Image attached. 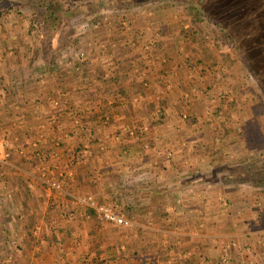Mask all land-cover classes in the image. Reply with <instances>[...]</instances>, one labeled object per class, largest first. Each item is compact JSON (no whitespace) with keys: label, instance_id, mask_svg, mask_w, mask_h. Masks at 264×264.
<instances>
[{"label":"crops","instance_id":"crops-1","mask_svg":"<svg viewBox=\"0 0 264 264\" xmlns=\"http://www.w3.org/2000/svg\"><path fill=\"white\" fill-rule=\"evenodd\" d=\"M175 9L162 13L167 25ZM136 38H86L84 63L69 56L66 66L60 55L51 64L60 75L48 59L0 54V134L11 151L0 163V203L14 213L6 236L24 250L12 264H264V224L246 221L255 188L240 185L230 163L238 153L226 146L239 138L207 136L204 118H181L203 84L173 71L160 79L153 60L136 65ZM163 54L164 71L177 56L194 61ZM116 72L128 99L101 89ZM52 174L62 191L45 185ZM87 197L117 204L135 225L100 220Z\"/></svg>","mask_w":264,"mask_h":264},{"label":"rangeland","instance_id":"rangeland-1","mask_svg":"<svg viewBox=\"0 0 264 264\" xmlns=\"http://www.w3.org/2000/svg\"><path fill=\"white\" fill-rule=\"evenodd\" d=\"M39 1L40 0H0V54H14L18 57L27 55L33 57L35 61H38L40 57L39 44L42 42L41 40H43L42 34L44 28L40 27V24L37 23L38 20L34 15L33 3ZM101 4L103 9H100L96 14L94 13L86 16L82 13L74 15L69 19L68 22L72 24L73 30L66 35V48L61 56H71L74 54V51L77 52L80 50L85 53L84 63L87 59V48L84 47L82 43L86 38L90 42L95 41L97 44V38L106 39V43L109 41L112 43V40H114L115 43V39L118 40L121 35L124 36L126 33H131L133 36H137V38L140 37L139 39H141V41L146 42L145 47H147L145 48L143 45L142 48L147 49L148 45H150V41L162 42L164 45L163 53L171 58L180 54L179 56L182 57L183 55L186 59L188 58L186 54L193 52L198 54L199 51L205 49L209 39L212 40L215 35H219L218 27L211 22L207 23V28L203 26L205 29L196 30L198 43L196 44L197 49H195L189 40L184 41L181 39L180 24L175 21L178 19L177 16H175V19L171 17V24L169 23V25H167L165 19L166 15L162 14L164 11L171 8L172 10L176 8L172 14H177V10L181 9V5L171 6V4H167L165 6L156 5L148 7L139 5L113 8L109 4H106V2ZM19 18L22 19L21 24L15 21V19ZM12 21H15L16 24ZM96 24H98L97 27L94 26ZM29 25L35 26L32 32L28 31ZM188 27L189 23L185 22L183 28ZM157 28L159 30H157ZM120 32H122L121 35H118ZM220 40L221 43H223V40L226 42L227 39L222 34ZM2 43L4 45H2ZM25 43L30 44L31 50L29 54L27 53ZM186 48L188 50H185ZM99 54H101V51H99ZM220 54L221 57L218 62H211L209 66L203 67L202 69H200L194 61L189 64L182 58L178 59V56L174 64L175 68H172V70L170 68V70L166 69V71L163 72V70H160L161 64L158 63H154L153 66L158 67L157 73L158 75L160 74V79H163L171 73L170 71H173L175 74H184L185 78H180L184 83L188 80L189 76L195 75L197 80L203 84L202 87L198 85L195 90V99L192 101L193 105H195L194 112L191 114L189 112L188 115L181 114V118L190 120H196L198 116L201 119L204 118L207 124H211V126L206 128L204 134L214 138L216 137V139L217 136H224L222 134H224L227 125H233L232 131L224 137H226L227 141L233 138L236 139V137L239 138L237 139V143L226 145L228 149H231L232 146L233 149L231 150H233V152L237 151L238 157H233V160L231 162L229 160L228 162H233L234 164L237 162L238 167L242 170V173L238 177L240 185H242V183L246 185V182L254 183L252 185L255 188V201L252 202L253 207L247 208L248 213H246L248 217L246 221H251L250 216H257L261 218L259 225L262 226L264 224V147L260 146L256 137L264 133V93L257 85L250 69H246L241 62L234 64L227 61L224 56V49L221 50ZM166 58L167 56H165V59ZM152 60L153 56L146 53L145 61L152 63ZM200 70L203 71V74H199L201 72ZM195 71L197 73L194 74ZM207 82H209V84ZM222 82H225L228 88L231 89L232 98H229V100L236 103L233 109L230 108L227 102H223V100L226 101L228 99L224 88H222ZM206 86H210L212 90L210 91L209 87L206 89ZM229 100L228 102H230ZM216 107H223V115L226 116V114H229L227 115V121L223 119V116L219 117L221 116L219 113H216L217 116L215 115L214 118L212 117ZM147 130L148 128L146 127V130L143 129V132ZM0 137L8 138L6 134H0ZM3 149L9 151L10 155L4 160L0 159V163L6 162L11 158L10 149L6 148L5 145L4 148H0V153ZM243 152H245V154L247 153L248 158H243ZM3 203L5 204L6 202L3 201ZM7 210L6 213H4L3 210L0 211V217L4 221L0 231V264H12V261H16L15 259L18 260V257L23 256L22 252H24L20 244H15L9 236H6L7 234L5 231L11 225L7 222L10 220L12 221V216L14 215L11 208L8 207ZM134 225L135 224L131 222L129 226L125 227L132 228Z\"/></svg>","mask_w":264,"mask_h":264},{"label":"trees","instance_id":"trees-1","mask_svg":"<svg viewBox=\"0 0 264 264\" xmlns=\"http://www.w3.org/2000/svg\"><path fill=\"white\" fill-rule=\"evenodd\" d=\"M104 2L113 8L139 5L146 7L156 5L165 6L167 4H171V6L181 5V9L177 11V22L180 24L181 39L184 41L189 40L195 49H197L196 44L198 43L196 30L199 31L203 30L204 27L207 28V23L211 22L218 27L219 35L221 36L223 34L227 40L226 42L223 40V43H221L222 39L220 40V36L215 35L212 40L209 39L207 41V46H205L204 50L199 51L198 54L194 52L190 54L194 62L200 69L207 67L211 62L216 63L219 61L221 57L220 52L224 49L226 60L234 64L241 62L246 69H250L257 85L264 93V0H40L39 2L33 3L34 15L38 20L37 23L40 24V27L44 28L42 34L43 40H41L42 42L39 44V56L48 59L46 64L50 71L60 75V70L56 69L51 64L55 62L56 57L65 52L67 43L66 35L73 30L72 24L68 22L69 19L74 15L82 13L86 16L94 13L96 14L100 9H103L101 3ZM15 21L21 24L22 19H15ZM15 21L12 22L15 23ZM185 22L189 23L188 28H183ZM28 29L29 32H32L35 26L29 25ZM139 38L140 37L134 40L137 42L134 48H137L136 52L138 53H136V56L134 55L132 57L133 62L140 66L147 53L153 56L155 63L161 64L160 70L164 71L165 66L161 61L164 55L163 43L150 41V45L144 50L141 46V39ZM25 46L29 54L31 50L30 44L25 43ZM199 74H203V71ZM131 78L133 84H131L130 89L137 90L136 88L139 87V83H135L137 81L134 77ZM124 79V74L121 72L109 74L106 78L101 77V89L106 91L107 97H112L115 101L120 97L128 99L130 91L120 86ZM225 84V82H222V88H224L226 97L229 100V98H232V92L227 84L226 86ZM207 87L210 89V86H206V89ZM110 88H115V90L113 89L110 91ZM211 90L212 89H210V91ZM138 91H141V89H138ZM228 100H223V102H227L231 109L235 108L236 103L230 100V102H228ZM108 110L109 108L106 107V112ZM181 111L180 114H189L187 108L184 110L181 109ZM104 112L105 109L103 108L100 110L99 114H96V117L101 115L102 119L104 117ZM214 112V115H212L213 118L215 115L217 116L216 113H219V115H221L219 117L223 116V119H228L227 115L229 114H226V116L223 115V107H216ZM163 117V112L160 110L157 121L161 120ZM157 121L155 120L153 122ZM130 124L133 125L134 123L131 122ZM232 129L233 125H227L222 135L225 136L229 134ZM256 138L260 146L264 147V133ZM251 184L254 183L251 182ZM1 210L6 213L8 211L7 206H3L0 203V211ZM3 224L4 221L0 217V231Z\"/></svg>","mask_w":264,"mask_h":264},{"label":"built area","instance_id":"built-area-1","mask_svg":"<svg viewBox=\"0 0 264 264\" xmlns=\"http://www.w3.org/2000/svg\"><path fill=\"white\" fill-rule=\"evenodd\" d=\"M95 27L98 26V24L94 25ZM147 47V46H146ZM85 53L82 51H74V54L71 55V58L78 62H81L84 60ZM62 59L65 60V65L68 66L69 62H72V59L69 58L68 55L61 56ZM67 59V61H66ZM78 67V66H77ZM76 67V68H77ZM78 69V68H77ZM6 144V138L0 137V148H4ZM10 152L7 150H2L0 153V159H6L9 157ZM45 185L48 186V188L56 190V191H62V181L56 177V175L52 174L49 175L44 179ZM81 201L83 203H86L87 206L91 207L97 214L100 220L110 222L119 226H129L131 222L125 217L124 213L120 210L117 204H110V203H100L96 199L87 197V198H81Z\"/></svg>","mask_w":264,"mask_h":264}]
</instances>
